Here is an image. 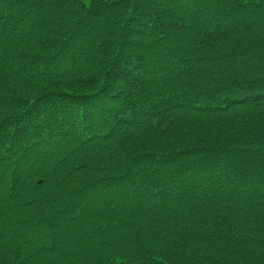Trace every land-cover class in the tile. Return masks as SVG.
Masks as SVG:
<instances>
[{"label": "trees", "instance_id": "1", "mask_svg": "<svg viewBox=\"0 0 264 264\" xmlns=\"http://www.w3.org/2000/svg\"><path fill=\"white\" fill-rule=\"evenodd\" d=\"M0 264H264V0H0Z\"/></svg>", "mask_w": 264, "mask_h": 264}, {"label": "rangeland", "instance_id": "2", "mask_svg": "<svg viewBox=\"0 0 264 264\" xmlns=\"http://www.w3.org/2000/svg\"><path fill=\"white\" fill-rule=\"evenodd\" d=\"M81 1H83V2H85V3H88L90 0H81Z\"/></svg>", "mask_w": 264, "mask_h": 264}]
</instances>
